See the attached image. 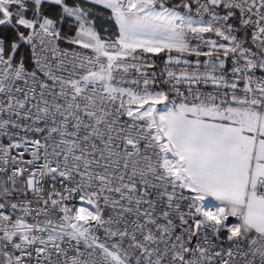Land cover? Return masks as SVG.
<instances>
[{"label": "snow or ice", "instance_id": "1", "mask_svg": "<svg viewBox=\"0 0 264 264\" xmlns=\"http://www.w3.org/2000/svg\"><path fill=\"white\" fill-rule=\"evenodd\" d=\"M88 2L0 0V264H264V0Z\"/></svg>", "mask_w": 264, "mask_h": 264}, {"label": "trees", "instance_id": "2", "mask_svg": "<svg viewBox=\"0 0 264 264\" xmlns=\"http://www.w3.org/2000/svg\"><path fill=\"white\" fill-rule=\"evenodd\" d=\"M83 3V0H66V3L69 5H75L77 3ZM91 5L92 12L90 13V18L93 21L94 28L102 35L107 36L109 38H114L117 29L114 25V22L109 19L110 11L107 9H103L101 6L98 5ZM42 10L45 14L49 15L50 18H55L59 20L60 17V7L57 5H53L50 3H45L42 5ZM28 15H31V12L28 13ZM58 26L61 27V33H62V42L64 44L66 43V36L73 35L76 31V27L70 23V18H66L63 23H59ZM23 30V29H21ZM0 36L4 37L6 40V46H5V52L6 55L10 54V41L15 38L14 32L10 28H0ZM163 54H161L162 56ZM21 58L24 59L25 64L27 67L31 68L33 67L31 63V46L22 44L20 48L18 49L17 53L14 56V60H20ZM158 61L160 60V57L156 58Z\"/></svg>", "mask_w": 264, "mask_h": 264}, {"label": "built area", "instance_id": "3", "mask_svg": "<svg viewBox=\"0 0 264 264\" xmlns=\"http://www.w3.org/2000/svg\"><path fill=\"white\" fill-rule=\"evenodd\" d=\"M193 13H195V5L193 6ZM205 18H207V17H205ZM58 29L61 32V27L60 26H58ZM207 35H211V34H207ZM61 36H62V33H61ZM212 38L218 39L215 36H212ZM58 43H59V46L61 48H63V49L76 50V51H81V52H87L88 51V50H85V49L80 48L77 45L64 44L62 42V39ZM31 57H32V51H31ZM190 59H195V58L193 57V58H190ZM200 59L201 60H204V59H207V58L206 57H201ZM165 60H166V57H164L163 59L160 58L159 61L156 59V68H155V71L158 74L163 71V69H164V61ZM182 67H183V65H170L171 70L176 71L177 73L179 72L180 68H182ZM200 70L203 71L204 70L203 67H201ZM162 78H166V73H165V76L162 77ZM158 83H159V81H158ZM160 86L163 87V88H165V90H167L170 87V85H160ZM179 87L181 88V90H184V88L186 86L185 85H180ZM6 142H7V140H6L5 137H0V143H6ZM74 203L79 204L80 202L77 200V201H74Z\"/></svg>", "mask_w": 264, "mask_h": 264}, {"label": "rangeland", "instance_id": "4", "mask_svg": "<svg viewBox=\"0 0 264 264\" xmlns=\"http://www.w3.org/2000/svg\"><path fill=\"white\" fill-rule=\"evenodd\" d=\"M83 2H84L85 4H83V3L80 2V3H77V4H75V5H80V6H82V7H86V8H88V9H89V15H90V13L92 12V8H91L90 3L88 2V0H83ZM75 5H70V6H75ZM88 19H89V21L91 22V26L94 27L93 21H92V19L90 18V16L88 17ZM70 23L76 27V31H77V27H78V26L76 25L75 21L72 20L71 18H70ZM94 30H95V31H96V32H97L102 38H105V39L109 38V37H107V36H104V35L100 34L95 28H94ZM76 31H75V33H76ZM75 33H74L73 35L66 36L65 39L68 38V37H74V36H75ZM77 46H78V45H77Z\"/></svg>", "mask_w": 264, "mask_h": 264}]
</instances>
